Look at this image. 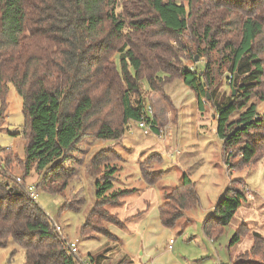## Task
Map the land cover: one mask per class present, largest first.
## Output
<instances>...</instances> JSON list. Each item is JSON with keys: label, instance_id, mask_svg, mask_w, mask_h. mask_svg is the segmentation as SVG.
Returning a JSON list of instances; mask_svg holds the SVG:
<instances>
[{"label": "trees", "instance_id": "obj_1", "mask_svg": "<svg viewBox=\"0 0 264 264\" xmlns=\"http://www.w3.org/2000/svg\"><path fill=\"white\" fill-rule=\"evenodd\" d=\"M224 27H231L232 36L222 33ZM196 56L201 65L185 66L184 60L194 63ZM225 74L228 92L220 88ZM173 79L193 92L198 110L206 102L213 108L228 170L264 162V111L258 109L264 102V0H0V113L11 83L24 115L23 157L16 159L20 181L9 172L11 150H0V247L20 245L25 264H77V254L26 192V177L34 171L38 189L64 196L75 176L65 163L77 145L89 136L119 140L130 122L147 117V97L164 94ZM120 159L112 148L89 157L95 202L81 237L116 238L109 226L122 222L111 208L128 192L114 189L113 162ZM153 161L159 163L161 155L138 164L148 185L161 179ZM248 192L242 178H230L203 221L204 234L212 238L227 226ZM84 201L77 196L65 206L78 211ZM197 202L194 184L183 173L159 206L161 225L173 228ZM248 233L253 246L236 264H264L260 232L241 223L230 244Z\"/></svg>", "mask_w": 264, "mask_h": 264}, {"label": "rangeland", "instance_id": "obj_2", "mask_svg": "<svg viewBox=\"0 0 264 264\" xmlns=\"http://www.w3.org/2000/svg\"><path fill=\"white\" fill-rule=\"evenodd\" d=\"M229 28L231 27L222 29L225 36H232ZM197 60L194 63L184 60L183 63L185 66L195 67L196 64H202V60ZM226 75L228 76V74H225L222 79L220 88L228 92ZM171 99L177 108L183 106L181 111L184 110V116L180 119L179 124L181 148L175 147L174 144L170 145L171 148L162 145L164 152L160 153L161 161L159 163L151 162V168L161 171V179L157 188L166 185L176 186L181 182L182 172H179V169L175 167L177 161L174 159L175 157L172 158L171 154L174 155L176 148L180 152L187 151L188 170H186L189 173L187 175L194 184L198 200L195 206L185 211L184 218L181 217L182 219L180 218L173 228H168L176 242L175 249L180 250L188 264H236L246 260L247 254L253 246L251 233L240 236L239 241L233 245L230 244V240L241 223H244L251 231L260 232L264 237V162L255 160L239 170H228L223 161L222 140L216 135L217 123L213 115V108L206 102L204 109L198 110L193 92L179 79H173L170 84L166 85L164 94L153 93L147 97V108H150L157 124L164 126L169 123L172 127L173 116L175 113L177 114L178 110L174 108ZM1 106L0 101V108ZM258 106L260 111H264V102ZM23 123L22 99L14 86L9 83L5 97V109L2 115L0 113V150H11L14 157L11 158L9 172L13 173L14 176H20L22 173L16 159L23 157V140L21 137ZM133 125L134 123L130 122L125 132V134L130 133L129 136H132L134 141L138 143L132 148L133 151H125L115 141H107V146H97V143L101 141H96L92 136L86 137L82 143L77 145L76 150L70 154L71 158L65 163L68 168L74 170L75 176L70 178L64 196L54 195L37 188L38 197L36 201L50 216L61 237L65 241L78 239L79 252L77 256L80 254L82 259H79L77 264H85L83 260L89 257V253L91 254L93 250L95 251L99 246L106 243L102 237L96 236L86 239L81 237L79 233L86 214L95 202L93 180L86 173V163L93 153L104 148L117 150L116 152L121 158L113 162L117 168L122 166V160L126 159H128L127 165L135 167L129 161L138 154L142 157L140 161H143L149 156L147 154L149 150L143 151L146 145L144 144L145 140L155 142V138L153 135L146 137L148 135H144L141 130L133 129ZM174 132L172 129V135H175ZM173 151L174 153H172ZM0 155L3 158L5 156L3 151ZM231 160L233 161L232 158ZM121 174L122 171H118L115 180ZM230 178H242L249 192L231 222L216 232L212 238H209L202 230L203 221L211 215L213 207L228 187ZM38 181L39 177L34 171H31L25 179L27 184L36 185ZM79 188L83 189L82 194ZM78 193L80 194L76 195ZM77 196L83 197L85 200L82 208L78 211L66 208L65 204L71 202L72 205ZM94 259H97L96 254ZM0 264H25V250L20 245L9 241L6 246L0 247Z\"/></svg>", "mask_w": 264, "mask_h": 264}, {"label": "crops", "instance_id": "obj_3", "mask_svg": "<svg viewBox=\"0 0 264 264\" xmlns=\"http://www.w3.org/2000/svg\"><path fill=\"white\" fill-rule=\"evenodd\" d=\"M172 103L175 109L178 110L176 120L171 123L173 132L175 130V135L173 134L171 136L166 146L170 147V145L174 144L175 147H180L181 136L179 124L181 122L180 119L184 116V110L181 111L183 106L177 108L175 102L172 101ZM133 126V129H138L135 124ZM129 135L130 133L125 134L119 140L115 141L119 143L125 151H133L132 148L138 144L134 141L133 137ZM149 136L151 135L146 137ZM153 137L155 138V136ZM154 140L155 142H151V140L146 139L144 142L146 145L143 151L149 150L147 153L148 155L151 153L160 154L163 151L162 144L156 138ZM123 143H125V145H123ZM107 145V142L101 141L97 143V146L101 147ZM172 153H174V151ZM187 155V151L180 152L176 148L172 156V158L175 157L174 159L177 161L175 167L179 169V172L181 171L182 174H189L187 172ZM140 160H142V157L138 154L129 161L133 163L135 167L127 165L128 159H126L122 160L123 165L117 168V172L122 171V174L114 181V189L128 192L123 195L120 204L114 205L111 208V212L118 217L122 225L109 226V229L116 238H104L106 243L99 246L95 251L93 250L91 254L89 253V257L83 260L85 264H148L149 262L150 264H188V261L186 262L187 259L181 255L180 250L175 249V241L172 244V248L170 250L167 249L168 242L170 239H173V237L171 230L163 227L159 221V206L164 202L165 193L175 186L166 185L157 188L159 185L158 182L154 185L146 184L141 179L139 173L138 164ZM182 174L180 176L181 181ZM184 217L185 216H183V218ZM96 236L98 235L84 238L91 239ZM95 254L97 255L96 260L94 259ZM78 259H82L80 254L78 255Z\"/></svg>", "mask_w": 264, "mask_h": 264}, {"label": "built area", "instance_id": "obj_4", "mask_svg": "<svg viewBox=\"0 0 264 264\" xmlns=\"http://www.w3.org/2000/svg\"><path fill=\"white\" fill-rule=\"evenodd\" d=\"M150 108H147V117L141 116L137 122L134 124L138 127L139 130L144 135H153L155 138L164 146H166L167 141L171 138L172 136V127L169 123L165 124L164 126L159 125L155 122L154 120V115L151 114ZM164 152V151H163ZM171 156H173L171 154ZM3 159L2 156L0 155V170L3 169ZM15 179L17 181H20V176H15ZM26 192L28 195L34 199L37 200L38 197V192H37V187L34 184H28L26 185ZM174 240L170 239L168 242V249L170 250L172 248ZM78 239L74 240H68L65 241L66 247L70 250L71 253L77 254L78 253V247H77Z\"/></svg>", "mask_w": 264, "mask_h": 264}, {"label": "water", "instance_id": "obj_5", "mask_svg": "<svg viewBox=\"0 0 264 264\" xmlns=\"http://www.w3.org/2000/svg\"><path fill=\"white\" fill-rule=\"evenodd\" d=\"M195 58H196V60H197V59H198V56H196ZM233 93H234V90H233Z\"/></svg>", "mask_w": 264, "mask_h": 264}]
</instances>
